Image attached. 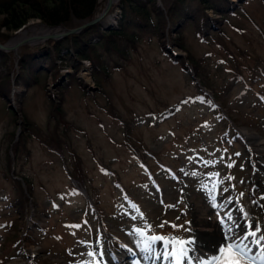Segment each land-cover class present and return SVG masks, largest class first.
Here are the masks:
<instances>
[{
  "label": "rangeland",
  "instance_id": "1",
  "mask_svg": "<svg viewBox=\"0 0 264 264\" xmlns=\"http://www.w3.org/2000/svg\"><path fill=\"white\" fill-rule=\"evenodd\" d=\"M121 1L103 18L107 29L96 24L79 34L99 45V72L93 59L74 57L81 42L70 36L44 49L51 59L35 61L43 68L31 74L35 80L26 74L10 101L0 96V264H85L93 250L104 252L100 264H118L114 256L124 251L123 264H170L161 256L163 242L143 251L151 237L169 240L170 250L173 240L194 239L190 255L196 257L199 225L223 219L243 233L241 208L253 230L259 223L264 234V153L243 135L254 132L264 142V0H230L243 7L225 5L222 30L206 37L189 23L182 32L185 51L173 50L191 70L166 56L150 31L131 34L134 25L129 34L115 35L110 49L124 17ZM173 1L157 5L166 9ZM4 19L0 14L1 33L12 38L3 46L35 22L46 25L35 16L10 30L1 28ZM87 23L52 27L74 30ZM180 28L168 31L175 37ZM101 32L111 41L99 40ZM32 35L29 30L26 37ZM25 46L0 49L15 55L0 61V84L9 77L15 85L9 71L14 64L20 71ZM77 80L89 88L83 91ZM29 189L26 202L22 190ZM224 264H232L227 254Z\"/></svg>",
  "mask_w": 264,
  "mask_h": 264
},
{
  "label": "trees",
  "instance_id": "2",
  "mask_svg": "<svg viewBox=\"0 0 264 264\" xmlns=\"http://www.w3.org/2000/svg\"><path fill=\"white\" fill-rule=\"evenodd\" d=\"M240 1L252 2V0ZM102 2H105V0H7L5 2H0V14L6 16V19L2 22L1 28L5 27L10 30L20 29L27 24L30 18L35 16L40 18L47 26L51 27L60 25L69 26L70 22L74 19H79L83 22H91L104 11L106 5L103 4L101 9L100 7L102 6ZM225 5H228L232 8V10H237L243 7L232 3L230 0H174L171 6L166 7V9H162L158 7L157 0H122L121 6L124 10V17L119 22L118 26L114 27L117 32H113L114 35L111 36L112 42L109 44V47L111 49L115 35L124 36V34H129L128 30L134 25L136 28L133 27L134 30L131 34H140L150 31L151 34L158 37L161 49L166 56L170 57L175 63L182 61L184 67L187 70H191L189 63L183 61L182 57L175 55L173 50L174 47L178 46L181 50L185 51L182 32L186 26L189 25V23L193 24L196 32L200 35L203 34L204 37L208 36L211 31H215L213 29L220 30L221 28L219 27L225 23L222 14L228 12L224 7ZM209 9L219 12L220 17H211L209 12H207ZM154 12L155 15L153 17ZM212 22L214 23L212 24ZM177 26H180L181 28L178 32H175V34H180L173 37L168 29L174 30ZM95 27L96 26L88 28L85 33ZM172 27H174V29H172ZM1 32L2 31L0 29V42L6 44L12 36ZM107 37L108 36H106L104 32H101L99 40ZM71 39H73L74 42L76 41V44L81 42L78 47L74 48V52L72 53L74 57L78 61H81L84 58L93 59L95 63V71L99 72L101 70V57L97 54V49L100 48L99 45H97V43L85 42L84 40H81V35H74ZM108 41H111L109 37ZM59 44V42L50 41L45 43L43 46L27 45L23 47L18 61L20 71H16L15 64L9 71L10 74L14 75L15 79L13 81L16 83L13 85L14 82L12 83V79L7 77L8 80L6 78V80L0 84V96L6 101H10L14 88L18 87V85L23 82H27L26 74H28L32 80H35V74L31 76V74L35 72L34 70L36 69L38 72L43 71V68L40 67L41 65L39 66L35 61L39 59L40 61L51 59L49 56L47 57L43 54V52L46 51L44 49L50 48L51 46L57 48L59 47ZM110 52L111 50H109V53ZM13 56L15 57L13 53L0 50V61L2 64H6ZM189 58L190 54L188 53V59ZM47 69V71L51 70L49 66ZM54 80L55 82L59 80L57 75L54 77ZM77 82L80 87L83 88V91H86V87L89 88V86H85L79 80H77ZM34 83H36V81L32 84L28 83L27 90L22 93L23 97L27 96L29 88H31ZM66 85L68 86L69 84L67 83ZM26 125L27 123L25 122L24 126L26 127ZM26 130H28V128ZM56 141L57 145L61 147L60 140L57 139ZM23 142L24 141L21 138V145ZM43 142L45 144H49L48 141L45 142L43 140ZM12 150L15 154H18L19 145L14 146ZM10 163L12 165L11 159ZM22 194L27 202L30 200V196H32V189H29L28 194L22 190ZM20 209L24 213L25 203H21Z\"/></svg>",
  "mask_w": 264,
  "mask_h": 264
},
{
  "label": "snow or ice",
  "instance_id": "3",
  "mask_svg": "<svg viewBox=\"0 0 264 264\" xmlns=\"http://www.w3.org/2000/svg\"><path fill=\"white\" fill-rule=\"evenodd\" d=\"M228 166L232 167L233 165L230 164ZM229 179L232 178L230 177ZM213 206L216 207L215 204ZM240 211L245 220V231L243 234H237L235 229L240 227L238 224H228L221 219L223 241L218 246L215 254L209 257L207 261L190 255V253L196 251L194 239L173 240L171 245L174 247L173 250H170L169 240L161 236H153L150 243L144 245L143 251L150 253L155 243L163 242L165 251L161 253V256L168 259L170 264H185V261H187V264H192L193 259H197V264H224L226 254L231 258L232 264H244V261H247L248 264H264V234H262L261 226L257 223L255 230H253L251 218L244 212L243 208ZM232 219L231 214H229L227 220L231 221ZM164 223L168 222L165 221L160 226L163 227ZM188 223L190 224V222ZM171 227L175 229L178 226L171 225ZM179 227L182 228L183 226ZM134 234L141 237L144 236L143 230L140 229L134 230ZM86 255L93 259L86 261L85 264H100V259L103 258L104 252L101 250L97 253L93 250L87 252Z\"/></svg>",
  "mask_w": 264,
  "mask_h": 264
},
{
  "label": "bare ground",
  "instance_id": "4",
  "mask_svg": "<svg viewBox=\"0 0 264 264\" xmlns=\"http://www.w3.org/2000/svg\"><path fill=\"white\" fill-rule=\"evenodd\" d=\"M29 30H32L33 32H35L36 35H39V36L47 35V34L54 32V30L48 29L47 27L40 24L39 22H35L29 29L20 31L14 43L17 41L20 42L23 39L27 38L26 35ZM243 135H244V138L247 139V141L253 142L254 147L252 145L251 147H253L255 150H257L261 154L264 153V144H263L264 142L258 134L254 132L250 133V132L244 131ZM220 221L221 219L215 221V218H212L209 221V223L204 222L202 223V225H199L200 227V229H198L199 239L197 242L198 254H196V258H203L205 261H207L209 257L215 254L218 246L223 241V232H222ZM207 226L210 227L208 230H205V232L201 231L202 227H207ZM239 231H240L239 228L235 229V232L237 234H243V233H239ZM114 257H115V261L118 264H123L128 259L127 252L125 251L119 254H115ZM195 264H197V261L195 262Z\"/></svg>",
  "mask_w": 264,
  "mask_h": 264
},
{
  "label": "water",
  "instance_id": "5",
  "mask_svg": "<svg viewBox=\"0 0 264 264\" xmlns=\"http://www.w3.org/2000/svg\"><path fill=\"white\" fill-rule=\"evenodd\" d=\"M118 1H120V0H108L107 7L103 11V13L101 15H99V17L97 19H95L94 21H92L90 23L85 24L81 28L70 30V29H67L64 26H61V27H48V26L43 24L48 29L54 30V32L50 33V34H47V35H43V36L32 35V36H30L28 38L23 39L20 42L14 43V44L9 43V44H7L5 46L0 44V49L6 50V51L17 50V49L21 48L24 45H35V44H38V43H40L41 41H44V40L60 41V40L66 39V38H68L70 36H73V35H79V34L83 33L87 28L102 22L103 18L109 12V10L114 5V3L118 2ZM14 109L17 110L16 106H14ZM20 133H21V131H20Z\"/></svg>",
  "mask_w": 264,
  "mask_h": 264
}]
</instances>
